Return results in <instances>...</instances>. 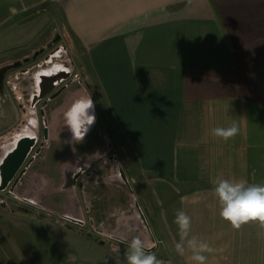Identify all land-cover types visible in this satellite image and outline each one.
<instances>
[{"label":"crops","instance_id":"obj_1","mask_svg":"<svg viewBox=\"0 0 264 264\" xmlns=\"http://www.w3.org/2000/svg\"><path fill=\"white\" fill-rule=\"evenodd\" d=\"M49 22L55 28L38 41ZM25 23L33 33L28 48L9 33ZM56 34L87 69L96 121L76 143L63 116L47 119L46 168L33 177L48 188L41 207L73 190L59 185V192L54 182L88 168L80 156L99 152L92 136L98 124L108 150L119 155L114 164L136 186L165 261L186 264L174 248V217L182 209L192 234L216 248L208 264H264V229L250 222L234 230L222 220L212 183H264V0H0V56L25 57ZM232 121L240 129L234 138L211 134ZM13 216L0 218V264H75L65 243L54 241L61 235L42 228H52L51 216L32 218L40 229L30 235ZM60 229L80 236L76 228ZM29 239L51 259L34 261Z\"/></svg>","mask_w":264,"mask_h":264},{"label":"rangeland","instance_id":"obj_2","mask_svg":"<svg viewBox=\"0 0 264 264\" xmlns=\"http://www.w3.org/2000/svg\"><path fill=\"white\" fill-rule=\"evenodd\" d=\"M43 18H45V15H43ZM27 26V23H25L24 25L17 27L16 30L9 32L11 34L16 33L18 35L17 37H21L19 38L18 45L25 42V46L27 47L23 46V48H28L29 46L27 43L28 40H26V35L33 34L29 33ZM54 28L55 26L49 22L45 27V32H39L35 37L38 41H43L47 38L48 33ZM54 36L55 35H53L52 39L44 43V46L41 47V49H45L42 57L27 66L30 71L29 73L23 72L22 74L21 70H15L7 75L5 91L3 95H0V158L4 155V147L13 144V138L17 135L16 133L20 131L21 134L26 131V125L31 126L29 123L27 124V117L36 121L34 109L30 104L32 93L36 89L35 75L45 70L49 72L53 66L57 67L58 65L66 72H70L69 78L72 79L71 85L65 90V92L47 103L44 113L47 119L50 117H62L64 112L67 111L76 99L87 96L86 84L88 75L86 67L77 59V57H75V53L70 44L60 35V41L55 43V45L48 51L47 46L51 44ZM56 47H63V51L60 50V54L54 57L51 56L47 61H44V56L48 55L49 52ZM38 50H40V48L36 51ZM33 53H26L29 55L25 57H23V55H1L0 68L15 61H22L24 58L31 57ZM22 108L25 109V111H23ZM27 109H30L31 112H28ZM38 119L41 121V117L38 116ZM31 127L33 128L34 125ZM35 131L36 130L33 132L35 133ZM97 131H99L98 124L93 129L92 136L94 134L95 136H98L97 150H99V152L97 154L87 153L85 155L81 153L80 157L83 159V164L85 163L88 168L82 171L79 178L80 181L77 182L72 191L63 192L65 197L62 196V200L56 199L52 201L50 199L44 204L46 209H43L41 205H43L44 200L42 199L45 197L44 195L46 193L49 194V192L48 190L47 192L44 190V188L47 187L39 188V184H36V182L34 185V179L36 178L33 177L36 176L38 171H44L46 168L45 165L48 159L47 155L49 148V144H46V147L42 150V154L37 159V164H34L24 177L22 186L17 187L15 190L17 198L9 199L5 193H0V218H4L5 215H14L13 217L17 216V221L24 224L23 227L26 230V235H30L31 231L40 229L37 228L39 223L33 222L32 220H40L44 214H48L51 216L48 220L53 222V226L51 228L44 225L42 228H48L52 233L54 232L57 235H61L59 237L62 239L61 241L58 238L54 241L59 243L63 241V243H65V248L70 252H67V254L74 257L75 264H127L125 253L128 244H130L132 238L135 236L141 238L146 248H150L153 243H156L157 247L154 248L153 252H155L158 258L164 259V251L162 250V245L159 242L158 236L154 233L151 227V219L148 217V213L142 201L136 196L135 184L127 175L128 182L133 191V196H130L119 180L118 164H114L116 163L114 159L109 160L110 156L119 157V155L108 150L104 136L102 133L98 134ZM106 161L107 163L105 164ZM66 162H71V159L68 161L65 159L64 163ZM98 166H104V168L96 173L95 176H87ZM57 172H59V170ZM74 173L75 172H73L72 175H74ZM30 176L32 178H29ZM67 182L68 180H66V178L62 182L60 179L56 178L54 182L55 186L53 188L56 189L59 185V187L64 188ZM41 188H43V191H39ZM58 188L57 191H59ZM41 193H44L43 196H41ZM23 198L30 200L31 202L33 201L41 208L36 207V204L34 207L24 203L21 200ZM134 201H136L141 208L154 239L153 242L134 208ZM76 209L78 210V215L70 217L82 221V226L69 223L60 217L61 215L66 214L73 215V210ZM51 210L57 211L58 214H52ZM24 213L29 215L25 217L23 216ZM60 227L76 228L80 236H77L76 234L71 236L73 234L70 232L66 233V231L60 229ZM85 241L89 243H86ZM99 242H103L104 246L100 247L98 245ZM26 245L28 246L26 251L34 261H36L38 257H40L42 263L51 259L48 254L43 253L41 256V252L38 250L39 247L33 245L31 239L27 241ZM52 251L56 253V248H52Z\"/></svg>","mask_w":264,"mask_h":264},{"label":"clouds","instance_id":"obj_3","mask_svg":"<svg viewBox=\"0 0 264 264\" xmlns=\"http://www.w3.org/2000/svg\"><path fill=\"white\" fill-rule=\"evenodd\" d=\"M94 102L91 96L76 99L64 112V122L71 132V139L82 142L96 121ZM240 129L236 121L228 127H216L211 130L214 137L225 142L238 135ZM214 194L219 202V216L234 230H239L250 222H258L264 229V183L245 184L217 177L212 181ZM174 223L178 226L179 241L175 243L176 253L185 257L186 264H208L209 256L216 252L210 242L192 234V218L182 209L175 213ZM153 243L151 248H156ZM189 253L187 256L185 255ZM127 264H172L157 257L155 252L146 248L139 236L132 238L125 253Z\"/></svg>","mask_w":264,"mask_h":264},{"label":"water","instance_id":"obj_4","mask_svg":"<svg viewBox=\"0 0 264 264\" xmlns=\"http://www.w3.org/2000/svg\"><path fill=\"white\" fill-rule=\"evenodd\" d=\"M59 41H60V37H59V35H56L55 38L52 40L51 44L57 43ZM44 51H45V49H40L38 51H35L31 57L25 58L22 61H16V62H13L11 64H7V65L2 66L0 68V95L3 94V79H4L5 74L9 71L16 70V69L20 68L24 64L34 62L38 56H40L41 54L44 53ZM46 59L48 60L49 57H47ZM45 71H43L41 73V75H39V74L35 75V77L38 79L37 81L35 80V86H36V89L38 90V97H34V98H37V100H41V99H44V98L49 96L47 98V101L42 105L43 107L47 105V102H50V101L56 99L72 83V81H69L68 83H66V85H64L58 91L52 93L55 90V88L62 81H65L69 77V73H67L66 71H63L60 75H66V76L62 77L60 80H54L55 77H51V75L45 74L44 73ZM32 107H33V105H32ZM33 131H34V127L31 128V132L25 134L24 137L16 138V139L13 138V144L12 145H14L16 147H18L21 143L22 144L26 143V147L23 150V152L18 153L15 151L16 149L11 150L9 152L4 151V155L0 158V192H3L7 188L8 184L17 175L12 186L10 187V189L8 191L9 194L13 195L15 187L17 186V184L19 183V181L23 177V175L26 173L27 169L30 167L31 163L34 160V157L39 155L40 149L43 147V144H41L39 146L38 150L34 154L35 156L31 157V159H29V161L25 164L24 168L21 171H19L22 168V166L24 165V162H25L27 156L29 155L31 148H33V146L36 143V137H35ZM47 138H48L47 128L45 127L44 128V141H47ZM26 141H28V143ZM112 159H114V161L117 162L116 157H111L109 160H112ZM82 171L83 170H79L75 175L68 177L69 179H68V182L66 183V186L64 187V190L74 188V186L76 185V180L80 178ZM118 175L120 177L119 180L121 181V183L123 184V186L127 190L128 194L130 196H133V191L130 187L127 176L125 175L124 171L122 170V168L119 165H118ZM115 180H116V178H115ZM25 202L27 204H32L26 200H25ZM134 208H135L144 228L146 229L148 235L150 236L151 241L153 242L154 239L151 235V232H150L149 227L147 225L146 219H145V217L141 211L139 204L136 201H134ZM24 215H29V214L24 213ZM60 217L63 218L65 221H68L69 223L76 224L78 226L83 225V222L78 220V219H73V218L68 217L66 215H61ZM122 242H124V241H122ZM103 244H104L103 242H99V245H103ZM149 249H151V251L154 250V248H151V247Z\"/></svg>","mask_w":264,"mask_h":264},{"label":"flooded vegetation","instance_id":"obj_5","mask_svg":"<svg viewBox=\"0 0 264 264\" xmlns=\"http://www.w3.org/2000/svg\"><path fill=\"white\" fill-rule=\"evenodd\" d=\"M56 36V35H55ZM55 36H54V38H55ZM53 38V39H54ZM55 45V43L54 44H49L48 46H47V49H48V51H49V49L51 48V47H53ZM60 50H62L63 51V47H56L55 49H53L51 52H49V54L48 55H45L44 56V58H43V60L44 61H47V57H51V56H55L56 54H60L61 52H60ZM45 52V51H44ZM44 54V53H43ZM43 54H41L40 56H38L37 57V59H39L40 57H42V55ZM52 57V58H53ZM25 59V58H24ZM36 59V60H37ZM35 60V61H36ZM19 61V60H18ZM34 61V62H35ZM16 62V61H15ZM34 62H30V63H28V64H24V65H22L20 68H18V69H16V70H21L22 71V74H23V72L24 73H29L30 71H29V69L27 68V66H29L30 64H32V63H34ZM12 71H15V70H12ZM12 71H9V72H7L6 74H5V76H4V79H3V93H4V91H5V83H6V78H7V75L10 73V72H12ZM63 71H65L63 68H61L60 66H58L57 65V67H55V66H53L52 68H51V71H49V72H44L45 74H48V75H51V77H55L54 78V80H60L62 77H65L66 75H60ZM43 72V71H42ZM42 72H40L39 73V75H41V73ZM67 73H69V75H70V72H67ZM70 77V76H69ZM67 78L65 81H62L56 88H55V90L52 92V93H54V92H56V91H58L60 88H62L64 85H66V83H68L69 81H72V79L71 78ZM36 78V77H35ZM72 78H74V77H72ZM38 79L36 78V81H37ZM80 81V80H79ZM79 81H77V82H79ZM81 84V83H80ZM71 85V84H70ZM44 91V90H43ZM65 92V91H64ZM3 95V94H2ZM51 95V94H50ZM61 95V94H60ZM59 95V96H60ZM34 97H38V90L37 89H35L34 91H33V93H32V96H31V105H33V109H34V115H35V118H36V121H35V123H34V130H36L35 131V133H34V135H35V137H36V143H35V145L33 146V148H31V150H30V153H29V155L27 156V158H26V160H25V162H24V165L22 166V168L19 170V171H21L23 168H24V166H25V164L29 161V159H31V157H34L35 155V152L38 150V148H39V146L41 145V144H43V147L40 149V153H39V155H37V156H35L34 157V160H33V162L31 163V165H30V167L27 169V171H26V173L23 175V177L20 179V181H19V183L17 184V186L15 187V189H14V194L12 195V194H9V189H10V187L12 186V184H13V182H14V180H15V178L17 177V175L15 176V178L8 184V186H7V188L3 191V192H0V193H5L6 194V196H7V198H9V199H16L17 197H16V193H15V190L17 189V187H20V186H22V184H23V180H24V177L27 175V173L29 172V170L31 169V167L32 166H34V164H37V159L40 157V155L42 154V150H43V148H45L46 147V144H48V139H47V141H44V128L46 127L47 128V118L45 117V108H46V106H42L46 101H47V98L49 97H46V98H44V99H41V100H37V98H34ZM47 103H49V102H47ZM22 110L23 111H25V109H23L22 108ZM28 110V112L30 111V109H27ZM31 112V111H30ZM33 112V111H32ZM43 113V114H42ZM38 116L39 117H41V121L38 119ZM29 122V124L31 125V122L33 121V119H31L30 117H28V119H27ZM32 126V125H31ZM31 126H28L27 127V129H26V131H24L23 132V134H21L18 138H22V137H24V135L25 134H27V133H29L30 131H31ZM47 134H48V129H47ZM27 139V138H26ZM27 143H28V141H26ZM25 147H26V143H21L18 147H16V146H14V145H10V146H8V147H4V151H11V150H15L16 152H23V150L25 149ZM14 148V149H13ZM3 151V152H4ZM71 176H73V175H71ZM69 178L67 177L66 178V180H68ZM29 181V180H28ZM80 181V179H77L76 180V183L77 182H79ZM15 195V196H14ZM24 203H26L25 202V200L26 201H29L30 203H32V204H29V205H31V206H36L35 205V203L34 202H31L30 200H27V199H25V198H23V199H21ZM37 207V206H36ZM24 212H26V211H24Z\"/></svg>","mask_w":264,"mask_h":264}]
</instances>
